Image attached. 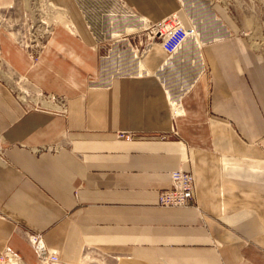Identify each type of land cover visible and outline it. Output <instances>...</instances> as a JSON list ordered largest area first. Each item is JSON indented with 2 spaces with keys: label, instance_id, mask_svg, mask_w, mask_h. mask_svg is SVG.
I'll use <instances>...</instances> for the list:
<instances>
[{
  "label": "crops",
  "instance_id": "crops-1",
  "mask_svg": "<svg viewBox=\"0 0 264 264\" xmlns=\"http://www.w3.org/2000/svg\"><path fill=\"white\" fill-rule=\"evenodd\" d=\"M50 1L72 25L51 28L36 62L29 30L17 28L18 40L0 22V253L38 264L27 235L41 233L61 264L92 251L108 264H264V32L258 44L254 15L239 20L211 0L202 22L183 0H128L144 23L177 13L201 39L172 55L150 45L145 72L132 75L104 66L77 0ZM15 2L0 0V16ZM39 91L66 97V115L35 107ZM178 168L194 172L195 200L159 206Z\"/></svg>",
  "mask_w": 264,
  "mask_h": 264
},
{
  "label": "rangeland",
  "instance_id": "rangeland-1",
  "mask_svg": "<svg viewBox=\"0 0 264 264\" xmlns=\"http://www.w3.org/2000/svg\"><path fill=\"white\" fill-rule=\"evenodd\" d=\"M217 1L224 6L225 10L234 12V15H237L239 20L245 17L246 13H252L254 19H250V21L253 23L254 28L253 37H255V41L258 44H262L264 0ZM183 2L189 12L192 10L190 13L195 19L202 18V22L210 20L209 6L211 0H183ZM77 4L94 35L96 47L102 54L104 66L108 67L111 71L142 75L145 72L142 57L151 42L146 41L144 37L143 30L146 29V26L143 18L135 16L138 21L130 19L132 20L130 21L132 24L129 25H123L118 20V16L124 11H126V14L133 15L129 10L128 5L131 4L128 3V0H77ZM2 13L4 15L0 16V22L4 21L7 24L6 26L13 30L12 33L18 40H20L18 32L15 31L17 28L35 29L36 32L46 33V35L39 37H30L31 40L37 42L39 39L40 42L46 44L50 30L56 23L61 22L67 26L72 25L67 12L60 5H55L50 0H16L12 9H8V11H3ZM5 13H9V16ZM139 21L142 22L140 23ZM119 24L123 29L120 28ZM113 29L119 30V32H116V35H114L115 31ZM195 33L196 38L192 39L191 42L198 40L199 36L196 29ZM155 44L153 43V45ZM117 47L120 48L119 55H117L118 52H114L118 50ZM111 59L119 61V65L112 66L110 63ZM171 118H174L172 114Z\"/></svg>",
  "mask_w": 264,
  "mask_h": 264
},
{
  "label": "built area",
  "instance_id": "built-area-1",
  "mask_svg": "<svg viewBox=\"0 0 264 264\" xmlns=\"http://www.w3.org/2000/svg\"><path fill=\"white\" fill-rule=\"evenodd\" d=\"M228 11V10H227ZM147 32L151 33L153 43L159 44L167 55H172L185 44L189 39L194 38L195 28L186 26L177 13H171L158 21H145ZM25 29V28H24ZM29 30V29H28ZM46 33L36 32L31 29L28 36L25 35V47L32 62H36L41 56L45 43L31 40V36H42ZM33 41V42H32ZM44 42V38H43ZM39 103L35 107L45 106L54 111L66 115V97L62 95H54L51 93L37 92L31 95ZM181 116V115H179ZM135 133H117L120 139L130 140ZM3 141L0 139V157H3ZM171 186L167 189L158 191L157 204L163 207H185L191 205L196 195V178L193 171H184L178 168L170 172ZM30 247L34 250L38 257V264H61L59 260V252L54 248L48 247L41 233H28L27 235ZM19 263L15 254L9 249L0 253V264ZM83 264H108L106 257L102 253L93 252L85 257Z\"/></svg>",
  "mask_w": 264,
  "mask_h": 264
},
{
  "label": "bare ground",
  "instance_id": "bare-ground-1",
  "mask_svg": "<svg viewBox=\"0 0 264 264\" xmlns=\"http://www.w3.org/2000/svg\"><path fill=\"white\" fill-rule=\"evenodd\" d=\"M130 12V11H129ZM136 15H130V14H126V11H124V12H122V13H120V16H118V20H120V22L124 25V24H132L130 21H132V20H130V19H133V21L135 20H137L138 21V19L135 17ZM140 22V21H139ZM142 22V21H141ZM140 22V23H141ZM139 25V24H138ZM125 29V28H124ZM127 29V28H126ZM130 30V29H129ZM133 32V31H132ZM137 32L139 33V31L137 30ZM143 33H144V37H145V39H146V41H152V36H151V33H149V32H147V30L146 29H144L143 30ZM140 34V33H139ZM138 34V35H139ZM137 38V37H136ZM141 39V38H140ZM142 64V63H141ZM170 102V101H169ZM170 106H171V108H170V110H171V114H172V117H176V116H179V115H182L183 114V109H182V107H181V103L179 102V103H176V104H173V103H171L170 102ZM173 118V119H174ZM13 264H19V263H14L13 262Z\"/></svg>",
  "mask_w": 264,
  "mask_h": 264
}]
</instances>
